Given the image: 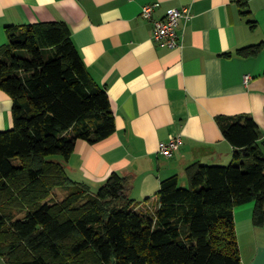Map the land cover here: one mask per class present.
Wrapping results in <instances>:
<instances>
[{
    "label": "trees",
    "instance_id": "1",
    "mask_svg": "<svg viewBox=\"0 0 264 264\" xmlns=\"http://www.w3.org/2000/svg\"><path fill=\"white\" fill-rule=\"evenodd\" d=\"M237 3L248 18L249 1ZM6 33L0 89L13 101L14 123L0 132L6 264H242L236 208L254 203L253 224L264 227V136L251 116L217 119L234 150L230 165L194 163L185 186L168 178L154 206L140 208L128 194L129 177L114 173L94 191L66 169L78 141L95 145L116 132L108 93L86 67L69 25L9 26ZM263 52L261 43L235 55Z\"/></svg>",
    "mask_w": 264,
    "mask_h": 264
},
{
    "label": "crops",
    "instance_id": "2",
    "mask_svg": "<svg viewBox=\"0 0 264 264\" xmlns=\"http://www.w3.org/2000/svg\"><path fill=\"white\" fill-rule=\"evenodd\" d=\"M248 1L245 18L237 0H0V48L9 26L69 25L86 67L108 93L116 132L95 145L78 141L68 174L94 191L114 173L129 177V196L151 208L162 181L178 176L187 184L190 165L232 163L234 150L218 117L249 115L264 136V52L235 55L264 44V0ZM153 4H159L153 20L190 8L191 19L178 30L181 47L155 40L154 21L141 16ZM12 109L0 89V132L13 128ZM177 136L180 148L171 158L162 156L161 145ZM260 146L264 153V138ZM254 209L253 203L235 210L242 264H264V227L254 226Z\"/></svg>",
    "mask_w": 264,
    "mask_h": 264
},
{
    "label": "built area",
    "instance_id": "3",
    "mask_svg": "<svg viewBox=\"0 0 264 264\" xmlns=\"http://www.w3.org/2000/svg\"><path fill=\"white\" fill-rule=\"evenodd\" d=\"M159 7V4L146 5L142 9V18L146 20H153L155 10ZM192 17L190 8L186 7L181 10L171 9L168 11L167 16L162 20L154 21V38L155 40H165L168 47L175 49L181 47L180 37L178 30L181 21H188ZM251 77L248 75L245 77V83H249ZM182 140L179 136L170 137V140L166 144H162L160 147V154L166 158H171L173 154L180 148Z\"/></svg>",
    "mask_w": 264,
    "mask_h": 264
},
{
    "label": "rangeland",
    "instance_id": "4",
    "mask_svg": "<svg viewBox=\"0 0 264 264\" xmlns=\"http://www.w3.org/2000/svg\"><path fill=\"white\" fill-rule=\"evenodd\" d=\"M183 186H185V185H183ZM62 197H63V193L60 191L59 192L57 191V199H60ZM0 264H6L2 258H0Z\"/></svg>",
    "mask_w": 264,
    "mask_h": 264
}]
</instances>
